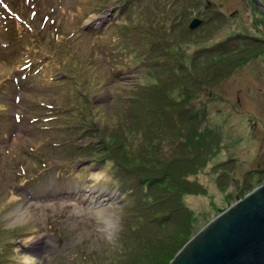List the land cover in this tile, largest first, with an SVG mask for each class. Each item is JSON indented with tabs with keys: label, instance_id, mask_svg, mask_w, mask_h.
Wrapping results in <instances>:
<instances>
[{
	"label": "rangeland",
	"instance_id": "374dc122",
	"mask_svg": "<svg viewBox=\"0 0 264 264\" xmlns=\"http://www.w3.org/2000/svg\"><path fill=\"white\" fill-rule=\"evenodd\" d=\"M153 1L146 3L143 15H149L144 22L154 15L160 24L154 22L151 35L140 18H132L127 37L136 45L134 50L117 30L124 26L127 14L122 2L95 13L83 8L89 14L82 16L76 6L85 7L83 0H0V77H21L24 71L15 74V67L29 59L22 45L30 42L26 37L17 36L15 19L25 21L36 33L34 43L41 48L31 57L39 61L36 66L41 67L46 61L40 60L41 50L49 53L44 69L38 68V77L19 79L18 83L16 79L7 81L0 93V102L9 103L3 112L9 117L8 122L6 125L0 122V202L6 198L9 202L19 190L25 197L18 195L20 199L15 204L7 205L4 210L0 207V222L6 229L33 226L27 229L30 232L23 239L14 237L15 255L26 257L15 256L9 264H77L80 249L85 254L104 250L98 255V264L106 263L112 256L110 245L115 246L121 201L107 185H97L101 174H94L97 184L83 191L81 185L85 180L77 179V182L75 176L53 184L61 168L78 166L80 169L85 165L91 171H100L107 167L100 160L92 161L95 157L88 155L82 163H77L76 143L66 151L65 146L76 139L79 132L76 129L81 126L87 134V127L91 125L95 137L86 139L97 149V156L116 153L124 169L118 175L133 190L137 179L144 175V166L139 162L149 161L147 158L151 156L149 164H157L154 167L157 170L162 169L165 161H173L169 167L173 175L181 168L185 171L190 167L196 155L211 156L198 176L189 178L201 184L204 193L183 195V205L192 211L193 217L186 239L264 180V13L253 0ZM257 1L264 7V0ZM122 15L124 20L113 28L119 37L112 43L111 56L104 46L109 39L99 41L95 33L107 32V25ZM193 20L199 21V25L190 29ZM162 25H165L163 32ZM21 26L25 28L24 24ZM58 29L71 36L59 33L54 38ZM236 34L240 37L231 40ZM149 41L159 42L161 52L156 53L154 65L144 70L139 84L149 89L167 87L177 112L175 123L168 134L166 131L162 134L158 147L151 112L163 103L162 95L145 99L141 87L140 96L149 103L138 109L139 95L127 92L138 81L130 78L136 71L122 74L131 59L130 53L136 51L139 56H145ZM218 41L231 50L226 49L224 57L206 56L209 52L203 48L214 46ZM198 51L199 56L193 59ZM93 55L95 59L89 60ZM110 56L111 61L107 59ZM182 65L188 67L184 77ZM111 69L123 76L119 86H103L98 82ZM114 92L120 95L127 92L129 97L127 124L130 127L125 134L116 136L120 144L124 142L123 147L107 138L112 133L110 127L117 125L123 111V103ZM18 96L20 99L14 102ZM133 108L141 113L140 124L132 116ZM134 141L141 145V153L136 154L139 160L133 155L135 147L130 145ZM75 142L83 144L81 138ZM152 147L161 155H154ZM82 152H86L85 147ZM176 155L192 160L176 162L173 159ZM49 188L59 192L46 194ZM137 188L145 194L141 187ZM163 192L157 194L155 202L160 204H154L157 209L164 205ZM174 230L177 228L171 229Z\"/></svg>",
	"mask_w": 264,
	"mask_h": 264
},
{
	"label": "trees",
	"instance_id": "16d2710c",
	"mask_svg": "<svg viewBox=\"0 0 264 264\" xmlns=\"http://www.w3.org/2000/svg\"><path fill=\"white\" fill-rule=\"evenodd\" d=\"M112 1H109L108 4ZM117 1L122 2V6L127 9V14L124 15L126 18L124 26L117 29L118 33L120 34L121 39L122 34H124V40L126 41L127 45H130L132 49L135 50L136 45L130 42L131 38L127 37V33L130 30V21L132 20V18H136V20L137 18H140V21L143 22L142 25L145 27V29L151 32V35L153 33L154 22L158 23L159 26V19L158 17L151 15L149 21L144 22V19H146V17L149 15H147V13L143 15V12L146 10V3L148 0H116V2ZM155 1H157L158 3L160 2V0H154L153 2ZM163 6L164 4H161L160 8H163ZM176 12V10L173 11V13ZM178 14L179 13L175 14L176 16H174L177 17ZM123 20L124 19L122 18L121 21ZM160 31H165V25H162ZM130 34H132V32ZM238 37H240V35L236 34L235 37H231V40L238 39ZM148 44L149 48L145 56H139L136 51L135 53H130L131 59L127 61L123 71H136L133 74H135L134 79L138 81L133 84V87L129 86V90L127 92H132L139 95V99L137 101L138 109H142L143 105L145 106V103H149L145 99L154 97L156 94L162 95L163 103L159 106L157 105L158 107L156 106V108L152 109L153 111L151 112V116L153 118L152 127L155 128L154 130L157 133L158 144L156 145V147H158L162 134H164L165 131L166 134H168L172 124L175 123L177 112H175L174 110V100H171L169 98L170 95L169 91L167 92V87L163 85L162 88H160L159 86H155L150 87L151 89H149L148 87H142L139 84L141 83L139 79L144 77V70L148 69L149 66L154 65L156 61H153V59H155L157 55L156 53L161 52L159 50V42L149 41ZM215 45L203 48H207L206 52H209V54H206V56L216 54V56L224 57V54L227 53V50H231V48L229 47L226 48V50L225 45L219 41L215 43ZM200 51L195 53V57L193 59L199 56ZM180 68L183 72L185 71V69H188V67L184 68V65H182V67ZM228 71L230 72L229 69ZM151 73L152 71L145 76H148ZM186 73L187 72L183 73V77ZM186 77H188V75H186ZM120 82L121 81H115L114 85L116 84V86H119ZM166 85H168V82H166ZM141 87L142 91L145 93V99L144 97L141 98L140 96L139 90ZM127 92L125 94L121 93V95L119 94V92H114L115 97H117V99H119L123 103V111L120 115L119 121H116L117 125L112 128L110 127V129H112V133L110 132L107 137L111 141H118L119 144L120 141L116 138V136L122 133L125 134V130L130 127H128L127 124V116L130 109L127 105V102L129 100V97H127ZM133 113L134 115L132 116H135L138 123L140 124L141 113L139 114L136 108H133ZM87 130L89 132L87 133L89 134L87 135L88 137H90L89 139L95 137V135L92 134L91 125H88ZM152 134H154V131H151V135ZM172 134H175L173 130ZM167 136L168 135H166V137ZM121 141H126V139ZM136 142L137 141H134L132 144L130 143V145L135 147L136 153L134 152L133 155L139 160L136 154L141 153V145H139L140 142L138 144H136ZM120 146L123 147L124 142H121ZM85 149L88 156L95 157L91 158L92 161L99 162L100 160L107 164V167L102 168L100 171H98V173L108 176V178L112 181V186H118L117 193H119L122 200L124 201V204L123 206H121L119 212L120 229L114 243L115 246L113 247V245H110V248H113V250L110 251L112 256L106 263L104 262V264H168L173 256L189 240L186 239V237L189 233V225L193 217L192 211L184 207L182 202L183 197L185 196V194L194 195L204 193V187L196 182V180L191 181L189 178L193 175L196 176L198 174V171L204 168L211 156L206 158L208 153H200L196 155V159L194 160V162H190L192 160L191 158L189 159V161L188 159H182L181 156L176 155L173 158L177 160L176 162L182 163V160H188V162H190V167H188L185 171H181L182 168L179 169L176 175H173V173L169 170V167L171 166L173 161H165L163 163L162 169L157 170L156 168H154L157 166V164H149L153 158V156H151L150 158H147V160L149 161L139 162L141 163L140 166H144V169H142L144 175L137 179V182L135 184L136 188L133 190L129 187L127 180L118 175V172H122L124 169H122L120 160L117 159L116 153L113 156L110 152H107L106 156L100 158L99 155L97 156V149L88 142L85 145ZM210 150H212V148H209V151ZM153 153L154 155H157V153L161 155L160 152H157V149H155V147L153 148ZM184 163H186V161ZM84 169H87V167H84ZM137 187H141L145 194H141ZM162 190H164L162 196L164 194L163 198L165 197L162 203L164 205L160 209H157L154 207V204L159 203H156L155 200L157 198V194ZM149 192H152V194ZM146 202L148 203V205H145ZM152 206L154 207V209L152 208ZM2 225L3 222H0V264H9V260L14 259L15 256L25 258V255H15L13 250V248L15 247L13 246L15 244L13 238L14 233L10 230L5 229L4 227L2 228ZM172 228H177V230H174L175 232H172ZM4 232L7 233V241L5 239Z\"/></svg>",
	"mask_w": 264,
	"mask_h": 264
},
{
	"label": "water",
	"instance_id": "95a60500",
	"mask_svg": "<svg viewBox=\"0 0 264 264\" xmlns=\"http://www.w3.org/2000/svg\"><path fill=\"white\" fill-rule=\"evenodd\" d=\"M198 25L193 20L189 28ZM168 264H264V180L191 237Z\"/></svg>",
	"mask_w": 264,
	"mask_h": 264
},
{
	"label": "flooded vegetation",
	"instance_id": "af4514ba",
	"mask_svg": "<svg viewBox=\"0 0 264 264\" xmlns=\"http://www.w3.org/2000/svg\"><path fill=\"white\" fill-rule=\"evenodd\" d=\"M257 7H258V6H257ZM259 8H260V7H259ZM260 9H261V8H260ZM258 10H259V9H258ZM261 10H262V9H261ZM261 10H259V11H261ZM261 12L264 13V10H262ZM252 38L255 39V40H257V41L260 40V37L257 38L256 36H252Z\"/></svg>",
	"mask_w": 264,
	"mask_h": 264
}]
</instances>
